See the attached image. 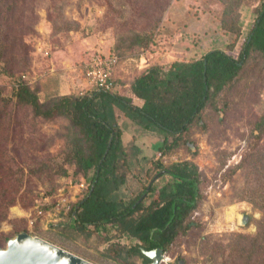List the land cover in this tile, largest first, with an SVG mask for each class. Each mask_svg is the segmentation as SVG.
<instances>
[{"label": "trees", "instance_id": "16d2710c", "mask_svg": "<svg viewBox=\"0 0 264 264\" xmlns=\"http://www.w3.org/2000/svg\"><path fill=\"white\" fill-rule=\"evenodd\" d=\"M93 1L103 5L104 12L95 18L98 22L94 23L93 29L88 28L85 32L93 31L100 21H108L115 30L119 28L108 52L94 51L88 55L93 57L90 62L104 61L102 68L110 74L113 88L109 90L90 84L92 90L87 94L56 95L58 84L54 92L49 86L38 84L39 80L30 84V78L36 73L35 66L32 67L35 60L23 37L35 31L42 18L40 9L45 10L52 36L71 30L81 31L80 22L65 13V4L69 0H0V78L13 80L9 98L3 96L0 88V124L12 113L23 111L36 121L52 123L65 119L68 122L65 130L57 135V139L63 141L62 162L46 159L37 165L41 174L50 172L49 178L52 176V185L44 196L53 200V193L60 187L55 178L67 176L68 166L73 167V180L78 182L81 175L85 178V186L79 190L76 202L67 213L74 222L62 227L63 238L40 230L36 223L44 216L36 214L34 226L39 234L61 244L68 237H75L72 232H84L87 239L96 235L107 242L126 234L138 242L127 248L99 250L102 258L107 262L117 260L120 264H148L150 259L144 255L143 248L157 247L164 253L174 252L179 239L191 228L190 217L201 198V173L195 163L187 160L167 165L156 161L153 166L158 168L157 172L150 176L143 192L133 196L125 169L131 152L124 143L122 123L129 128L135 125L160 134L162 141L157 147L160 153L169 155L181 148L191 152L187 142L196 143L191 141V135L198 130L197 126L202 132L207 131L214 121L223 124L233 106L243 110L249 108L258 84L264 85V0H259V5L250 14L252 24L238 53L232 50L241 36L242 19L248 15L250 7L248 2L245 3L247 0H227L221 28L229 36L228 50L212 47L195 59L175 60L168 66L154 63L144 70H136L128 83L131 95L117 89L127 83L117 74L120 63L126 55L159 48L160 37L167 29L165 24H160L161 17L172 0H144L143 3L141 0H77V6ZM124 3L131 10L126 20L123 19ZM112 50L118 60L109 58ZM86 66L88 64L81 76L86 74ZM24 73H27L25 78ZM45 91H49L50 97L42 101L40 92ZM255 129L258 134H254ZM250 134L251 144L244 157H254V173L258 167L264 171V146L258 142L264 135V115L255 120ZM135 147L139 149L138 145ZM224 155H220V168L231 157L226 151ZM5 159L0 147V160ZM6 160L12 163L8 158ZM240 167V164L228 167L225 176L234 175ZM10 168L0 162V221L7 217L8 208L16 202L18 189L8 188L11 176L3 170ZM166 177L168 180L164 181ZM146 191L152 200L144 208L140 198ZM253 201L256 203L255 199ZM262 203L260 208L264 212V197ZM51 204L54 206L52 201ZM41 207L45 213L44 209L49 205L45 203ZM15 231L12 236L21 231L28 232L27 228ZM11 237L5 236L3 242L0 240V246ZM249 243L233 244L234 262L244 264L247 260L246 264H264V215L258 223L256 237L247 247ZM74 249L77 254L82 251L79 247ZM134 256L139 262L133 261Z\"/></svg>", "mask_w": 264, "mask_h": 264}, {"label": "rangeland", "instance_id": "374dc122", "mask_svg": "<svg viewBox=\"0 0 264 264\" xmlns=\"http://www.w3.org/2000/svg\"><path fill=\"white\" fill-rule=\"evenodd\" d=\"M227 2V0H172L166 6L160 21V24H165L164 27L171 30H163L159 41L161 46L159 45L156 51L143 49L138 55L125 56L117 74L121 79H126L127 83L120 85L118 91L131 95L128 83L133 74L136 70H144L151 64L160 63L168 66L175 60L195 59L194 57L203 55L212 47L228 50L229 36L224 34L221 28V18ZM245 3L250 7V11L242 19V33L232 50L234 53H238L246 31L252 24L250 14L259 5V0H247ZM77 5V0H69L65 4V13L69 18L80 22L81 31L71 30L66 34L52 36L50 24L45 20V10L40 9L42 18L37 23L35 31L23 37L30 48L33 61L35 60L32 67L35 66L33 70L36 73L30 78V84L39 80L38 84L49 86L52 92L56 90L54 87L58 84L56 95H68L73 92L80 95L92 90L87 76V66L86 74L81 76L85 64L93 58L88 55L94 51L108 52L115 43V33L119 30L110 26L108 21L103 23L100 21L93 31L85 32L88 28L93 29L94 23L98 22L95 18L102 16L104 6L96 1ZM123 5H125L123 19L126 20L131 10L128 4ZM109 58L118 60V55L112 50V56ZM12 84L13 80L0 78V88L4 97H10ZM48 92H40L42 101L48 100L50 97ZM135 104H138L137 100ZM27 113L26 111L21 114L12 113L10 118H4L0 124V147L6 159L12 163L6 159L0 162L11 166L10 169H3L11 176L8 188L18 189L15 204L8 208L7 217L0 221V240L3 242L5 236L11 237L17 228H27L28 233L42 237L95 264H120L117 260L107 262L100 255V251L127 248L138 242L126 234L107 242L96 235H90L87 239L84 232L81 234L72 232L75 237L69 238L67 235L68 239L61 244L62 242L48 240L46 236L39 234L36 226H29V218H37L35 213L37 206L47 203L49 207L44 210L48 215H43V220H39L36 225L38 224L40 230L54 233L62 239V227L74 222L73 217H68L67 213L78 198L81 188L77 185L85 178L80 175L78 182H75L73 167L68 166L67 176L60 177L56 174L55 182L60 183V187L53 193L54 197L51 200L53 208L50 206L52 205L50 197L48 201H41L52 185V176L49 178L50 172L41 174L37 165L46 159L62 162L63 141L57 139V135L65 130L68 122L65 119L52 123L36 121ZM263 115L264 85L259 83L254 101L249 108L243 110L237 105L233 106L223 124L214 121L207 131L202 132L197 126L198 130L191 135V141L196 143L187 142L191 152L181 148L169 155L160 153L158 149V144L162 141L160 134L135 125L129 128L122 123L125 131L124 143L131 152L125 169L133 196L143 192L142 188L149 184L150 176L157 172L158 168L153 166L156 161L167 165L187 160L195 163L201 173V198L197 210L190 217L191 228L179 239L174 252L164 253V260L159 264H232L236 255L232 249L233 244L251 243L256 237L258 223L264 215L260 208L264 197V171L262 167H258L254 173V157L244 156L251 144L248 139V136L252 135L250 130L255 120ZM253 132L258 134L257 129ZM258 142L264 146V135ZM135 145H138L139 149ZM224 151L231 153V157L227 159L224 167L220 168V155L225 156ZM239 164L241 167L234 175L225 176L228 167ZM166 180L167 177L164 181ZM140 200H143L146 208L152 200L151 194L146 191ZM7 241L2 247L6 246ZM250 243L246 246L249 247ZM78 247L82 251L77 254L73 250ZM133 261H138L137 257L134 256ZM247 262L245 260L244 264Z\"/></svg>", "mask_w": 264, "mask_h": 264}, {"label": "water", "instance_id": "95a60500", "mask_svg": "<svg viewBox=\"0 0 264 264\" xmlns=\"http://www.w3.org/2000/svg\"><path fill=\"white\" fill-rule=\"evenodd\" d=\"M143 253L151 262L158 264L163 250L143 249ZM0 264H95L76 255L46 239L32 235L26 231L17 233L8 239L6 246H0Z\"/></svg>", "mask_w": 264, "mask_h": 264}, {"label": "built area", "instance_id": "2783aa9c", "mask_svg": "<svg viewBox=\"0 0 264 264\" xmlns=\"http://www.w3.org/2000/svg\"><path fill=\"white\" fill-rule=\"evenodd\" d=\"M102 62V63H100ZM104 61H95L93 60L92 62L88 63V71H87V76L88 80L90 81L91 84H95L96 86H99V88H105V89H111L113 88V84L110 80V74L105 71L104 68H102ZM23 78L26 77L25 74L22 75ZM79 188H83L84 185V180L80 184L77 185ZM43 201H48V197H44L42 200ZM41 203V202H40ZM42 205L43 203L38 205L36 208V214L37 215H46L47 212L43 213L42 210ZM41 208V209H40ZM48 215V214H47ZM35 222V218H29V226H33Z\"/></svg>", "mask_w": 264, "mask_h": 264}, {"label": "clouds", "instance_id": "9594fccd", "mask_svg": "<svg viewBox=\"0 0 264 264\" xmlns=\"http://www.w3.org/2000/svg\"><path fill=\"white\" fill-rule=\"evenodd\" d=\"M156 248H157V247H156ZM152 249H154V248H152ZM146 250H147V249H146ZM149 250H151V249H149ZM162 255H163V257H162V259L160 260V262H162V261L164 260V259H163V258H164V252L162 253ZM150 262H151V260L149 261V263H150ZM160 262H159V263H160ZM149 263H148V264H149ZM159 263H158V264H159Z\"/></svg>", "mask_w": 264, "mask_h": 264}, {"label": "flooded vegetation", "instance_id": "af4514ba", "mask_svg": "<svg viewBox=\"0 0 264 264\" xmlns=\"http://www.w3.org/2000/svg\"><path fill=\"white\" fill-rule=\"evenodd\" d=\"M156 248V247H155ZM143 249H145V248H143Z\"/></svg>", "mask_w": 264, "mask_h": 264}, {"label": "bare ground", "instance_id": "6f19581e", "mask_svg": "<svg viewBox=\"0 0 264 264\" xmlns=\"http://www.w3.org/2000/svg\"><path fill=\"white\" fill-rule=\"evenodd\" d=\"M235 213V212H234ZM232 219V218H231Z\"/></svg>", "mask_w": 264, "mask_h": 264}]
</instances>
